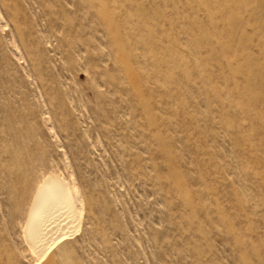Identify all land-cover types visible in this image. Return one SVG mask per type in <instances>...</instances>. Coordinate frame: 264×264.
<instances>
[{
	"label": "rangeland",
	"instance_id": "374dc122",
	"mask_svg": "<svg viewBox=\"0 0 264 264\" xmlns=\"http://www.w3.org/2000/svg\"><path fill=\"white\" fill-rule=\"evenodd\" d=\"M0 264H264V0H0Z\"/></svg>",
	"mask_w": 264,
	"mask_h": 264
},
{
	"label": "bare ground",
	"instance_id": "6f19581e",
	"mask_svg": "<svg viewBox=\"0 0 264 264\" xmlns=\"http://www.w3.org/2000/svg\"><path fill=\"white\" fill-rule=\"evenodd\" d=\"M71 183L60 176L45 179L39 185L35 205L25 226L33 251H44L45 254L50 243L62 239L74 227L80 209L78 200L81 201V198L77 197V185L75 187Z\"/></svg>",
	"mask_w": 264,
	"mask_h": 264
}]
</instances>
